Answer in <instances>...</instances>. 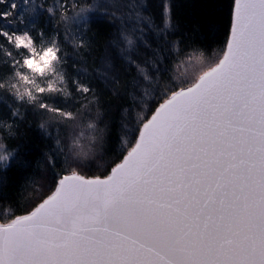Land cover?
Returning a JSON list of instances; mask_svg holds the SVG:
<instances>
[{
  "label": "snow or ice",
  "instance_id": "1",
  "mask_svg": "<svg viewBox=\"0 0 264 264\" xmlns=\"http://www.w3.org/2000/svg\"><path fill=\"white\" fill-rule=\"evenodd\" d=\"M69 6L0 0V105L13 124L24 119L25 105L74 118L56 106L77 98L66 78L69 37L61 43L57 31L46 35L39 26L46 14L54 28L69 19L77 32L86 27L88 9L70 18ZM143 11L116 40L136 69L129 95L147 104L135 142L125 143L106 175L75 168L56 174L55 187L31 211L5 215L0 264H264V0H232L222 56L190 85L162 84L151 68L155 56L134 59L141 44L151 47L146 30L167 45L172 29L167 4L161 25ZM72 39L74 51L84 47L82 37ZM23 68L40 79H29ZM16 77L35 92L18 96L5 87ZM72 83L81 96L93 91L78 77ZM0 131L14 133L3 118ZM12 155L0 142V167Z\"/></svg>",
  "mask_w": 264,
  "mask_h": 264
},
{
  "label": "trees",
  "instance_id": "2",
  "mask_svg": "<svg viewBox=\"0 0 264 264\" xmlns=\"http://www.w3.org/2000/svg\"><path fill=\"white\" fill-rule=\"evenodd\" d=\"M67 2L70 6L66 15L70 18L81 8L88 9L86 27L77 32L76 26L69 19L67 24L61 22L54 28L53 23L48 22L46 14L40 17L39 26L44 29L46 35L57 31L61 43L65 42L66 34L69 37V42L65 44L68 53L66 78L68 91L77 98L70 104L58 101L56 106L72 112L74 118H61L59 113L41 114L39 110L25 105L20 106L24 119H17V127L9 117L8 110L0 105V118L6 119L14 129L12 135L7 131H0V142L4 144L5 150L13 153L8 163L0 167V222H3L5 215H23L28 212L27 200L41 177L45 176L43 180L51 179L52 176L65 172L60 164L62 155L55 147L54 136H50L49 132L40 127L45 121L56 122L54 130L58 138L65 134L66 128L71 127V124L93 123L102 139V157L110 161V168L122 158L120 154L126 150L125 143L135 142L137 119L139 115L145 114L147 104L140 106L129 95L132 92L131 82L136 77V69L134 64H129L127 54L117 46L116 40L122 28L131 29L136 26L135 14L138 10L146 9L143 15L151 17L154 24L161 25L164 5L167 4L170 8L172 29L168 33L167 45L157 40L151 31L146 30L145 35L151 47L141 44L136 49L134 59L141 63L146 60L151 62L155 56L157 63L151 64L153 74L158 78L162 76V84L171 85L174 84L173 75L178 64L187 55L202 53L200 56L204 57L215 54L217 61L221 58L228 37L232 8V0ZM48 3H52V0H48ZM73 3L76 5L74 8L71 7ZM73 37L75 43H79L80 37L83 38L84 47L79 51L73 50ZM21 70L29 79L33 75L40 79L39 74H33L26 68ZM77 77L81 83L92 88V93L81 96L75 92V84L72 81ZM41 86L47 87V84ZM5 87H11L18 96L27 91L35 92L34 86L24 84L19 77L10 79ZM56 87L60 88L61 85L56 83ZM90 100L92 103H89ZM134 103L136 107H133ZM149 103L154 104L155 101L150 99ZM53 160L58 166H53Z\"/></svg>",
  "mask_w": 264,
  "mask_h": 264
},
{
  "label": "rangeland",
  "instance_id": "3",
  "mask_svg": "<svg viewBox=\"0 0 264 264\" xmlns=\"http://www.w3.org/2000/svg\"><path fill=\"white\" fill-rule=\"evenodd\" d=\"M215 62H217V56L215 54L203 57L191 53L184 57L178 64L173 75L172 83L175 85L184 83L190 85L203 71L214 65ZM43 124L45 131L49 132L50 136H54L55 147L62 155L60 164L65 170L64 174H67L74 168L81 174L88 176L107 174V171L110 169V161H106L102 157V139L96 129H88V124H71V127L68 126L66 128L65 134L61 138H58L55 135L56 130H54L55 121L49 120ZM51 128L53 131L50 130ZM89 136H92L93 139L90 140ZM77 141L78 144L76 143ZM81 150H83L84 154L78 155ZM43 178L41 177L40 182L35 184V188L32 189L33 191L29 195L26 206L28 212L35 207L41 198L50 194V190L55 187V175L51 179L45 178L43 180Z\"/></svg>",
  "mask_w": 264,
  "mask_h": 264
},
{
  "label": "water",
  "instance_id": "4",
  "mask_svg": "<svg viewBox=\"0 0 264 264\" xmlns=\"http://www.w3.org/2000/svg\"><path fill=\"white\" fill-rule=\"evenodd\" d=\"M230 22H231V19H230ZM230 28V27H229ZM228 34H229V32H228ZM227 39H228V37H227ZM227 42V41H226ZM198 79V78H197ZM114 166V165H113Z\"/></svg>",
  "mask_w": 264,
  "mask_h": 264
}]
</instances>
